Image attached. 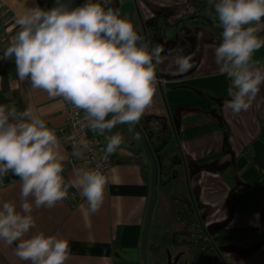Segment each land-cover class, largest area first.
Segmentation results:
<instances>
[{
    "label": "crops",
    "instance_id": "crops-1",
    "mask_svg": "<svg viewBox=\"0 0 264 264\" xmlns=\"http://www.w3.org/2000/svg\"><path fill=\"white\" fill-rule=\"evenodd\" d=\"M51 1L54 6L56 0ZM41 2L0 0V56L16 30L13 8H42ZM83 2L71 0L73 6ZM109 6L133 22L150 49L157 45L164 49L163 62L157 66V95L145 115L167 116L174 139L159 151L163 137L150 138L140 123L117 125L105 135L120 132L125 142L112 155L107 172L110 182L101 209L85 219L80 205H86V200L70 189L67 200L51 209L34 210L37 226L32 231L67 238L71 248L67 264H144L145 256L151 264L146 237L144 251L142 238L153 177L157 191L159 160L176 153L178 178L187 187L203 225L227 263L264 264V85L248 111L234 115L224 108L225 101L231 99V81L219 73L215 62L219 43L202 18L184 20L169 35L149 39L146 29L154 16L166 14L168 22L173 23L190 11L188 0H111ZM180 47L184 55L193 54L194 66L184 73L175 71ZM254 59L264 66V47ZM6 88L8 104L14 103L18 109L31 104L45 113L49 126L60 136L63 104L59 98L53 100L46 93L31 90L27 82L19 81L15 68L7 75ZM99 136L106 145L104 136ZM229 167L232 182L224 173ZM65 175L70 178L71 171ZM3 200L20 204V181L12 173L0 184ZM15 246L0 242V264H28L15 256ZM170 260L174 263L176 257ZM209 260L208 251L203 264H209Z\"/></svg>",
    "mask_w": 264,
    "mask_h": 264
},
{
    "label": "clouds",
    "instance_id": "clouds-1",
    "mask_svg": "<svg viewBox=\"0 0 264 264\" xmlns=\"http://www.w3.org/2000/svg\"><path fill=\"white\" fill-rule=\"evenodd\" d=\"M110 3L84 0L73 6L71 0H56L50 9L13 8L16 30L0 59L14 58L19 81L53 100L59 98L80 117L73 131L60 137L45 113L31 104L18 109L14 103H0V184L9 173L20 181L19 206L14 200L0 201V242L15 244V256L28 264H67L69 240L33 232L34 210L55 207L75 189L86 200L80 205L84 218L98 212L110 182L102 162L125 142L120 132L105 134L117 125L138 124L157 95V66L164 49H150L133 22ZM207 3L222 29L215 62L231 81V99L224 108L238 115L252 107L264 85V66L254 59L264 47V0ZM178 51L175 71L187 72L194 66L193 54L184 55L183 47ZM87 131L104 136L102 155L95 167L74 165L67 178L72 158L85 161L86 154L94 155ZM65 143L71 145V153Z\"/></svg>",
    "mask_w": 264,
    "mask_h": 264
},
{
    "label": "trees",
    "instance_id": "trees-1",
    "mask_svg": "<svg viewBox=\"0 0 264 264\" xmlns=\"http://www.w3.org/2000/svg\"><path fill=\"white\" fill-rule=\"evenodd\" d=\"M191 10L185 12L175 22L170 23L166 14L154 16L146 29L149 39L163 38L172 33L184 20L205 17L213 20L209 24L211 33L218 43L221 31L214 21V10L209 8L207 0H188ZM50 8L53 3L49 0ZM15 68L14 60L0 61L2 90L0 103L8 104L5 96L8 73ZM150 138L161 136L164 147L174 139V131L165 115H144L139 122ZM177 154L163 155L158 164V190L150 214L146 242L151 264H203L205 253L210 252L209 264H228L221 252L215 247L210 233L203 225L194 201L189 197L187 187L178 178ZM225 176L233 179L232 169L225 168ZM230 179V182L233 180ZM171 256L176 257L174 263Z\"/></svg>",
    "mask_w": 264,
    "mask_h": 264
},
{
    "label": "built area",
    "instance_id": "built-area-1",
    "mask_svg": "<svg viewBox=\"0 0 264 264\" xmlns=\"http://www.w3.org/2000/svg\"><path fill=\"white\" fill-rule=\"evenodd\" d=\"M42 8L50 9L49 0H42L41 2ZM264 36V35H263ZM62 114H63V125L60 129V137H64L65 135L70 134L73 131V122L79 119V116L74 114V110L70 105H67L65 102H62ZM82 115V114H81ZM87 138L92 142L93 154H86L85 161H77L75 158L73 159V163L69 164L66 168V171H71L72 167L75 166H87V167H95L97 161L99 160L100 155H102V149L105 147L101 137L99 135H94L91 131L86 132ZM68 153H71V145L68 143L64 144ZM103 168L105 172H108L111 164H112V156L109 157L107 161L102 162Z\"/></svg>",
    "mask_w": 264,
    "mask_h": 264
},
{
    "label": "water",
    "instance_id": "water-1",
    "mask_svg": "<svg viewBox=\"0 0 264 264\" xmlns=\"http://www.w3.org/2000/svg\"><path fill=\"white\" fill-rule=\"evenodd\" d=\"M201 18L205 22H207L209 24L213 22V20L207 19L205 17H201ZM143 142H144V140H143ZM153 168H154V172H155V166H154V164H153ZM155 196H156L155 177H153V183H152V198H151V202H150V205H149L148 213H147V216H146L145 226H144V231H143V238H142V250L143 251H144V245H145V237H146L147 230H148V225H149L150 214H151L152 207H153V204H154V201H155ZM143 255H144V253H143ZM144 264H146L145 258H144Z\"/></svg>",
    "mask_w": 264,
    "mask_h": 264
},
{
    "label": "rangeland",
    "instance_id": "rangeland-1",
    "mask_svg": "<svg viewBox=\"0 0 264 264\" xmlns=\"http://www.w3.org/2000/svg\"><path fill=\"white\" fill-rule=\"evenodd\" d=\"M191 10V8H189ZM145 262L146 264H150L149 258L145 256Z\"/></svg>",
    "mask_w": 264,
    "mask_h": 264
}]
</instances>
